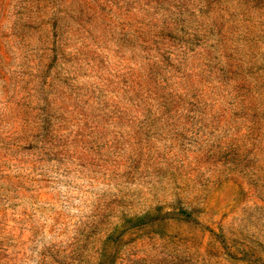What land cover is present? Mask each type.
Wrapping results in <instances>:
<instances>
[{
  "label": "rangeland",
  "instance_id": "374dc122",
  "mask_svg": "<svg viewBox=\"0 0 264 264\" xmlns=\"http://www.w3.org/2000/svg\"><path fill=\"white\" fill-rule=\"evenodd\" d=\"M0 264H264V0H0Z\"/></svg>",
  "mask_w": 264,
  "mask_h": 264
}]
</instances>
